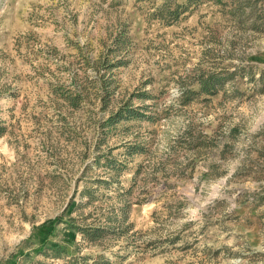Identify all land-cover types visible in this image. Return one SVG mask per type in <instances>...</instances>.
Returning <instances> with one entry per match:
<instances>
[{"label": "rangeland", "instance_id": "obj_1", "mask_svg": "<svg viewBox=\"0 0 264 264\" xmlns=\"http://www.w3.org/2000/svg\"><path fill=\"white\" fill-rule=\"evenodd\" d=\"M0 130V264H264V0H0Z\"/></svg>", "mask_w": 264, "mask_h": 264}, {"label": "trees", "instance_id": "obj_2", "mask_svg": "<svg viewBox=\"0 0 264 264\" xmlns=\"http://www.w3.org/2000/svg\"><path fill=\"white\" fill-rule=\"evenodd\" d=\"M211 83H212V82H211ZM212 84H213V83H212ZM1 134H2V132H1V130H0V136H1ZM76 204H77V203L73 202V203H72V206H75ZM53 228H54V225H53V224H50V225L44 224V225H42V226L40 227V230H41V231H46V230H50V231H52Z\"/></svg>", "mask_w": 264, "mask_h": 264}]
</instances>
